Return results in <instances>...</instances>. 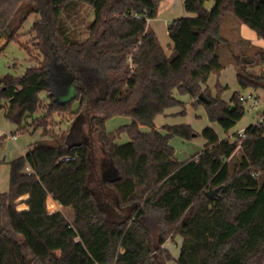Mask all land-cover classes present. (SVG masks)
<instances>
[{
	"label": "trees",
	"instance_id": "obj_1",
	"mask_svg": "<svg viewBox=\"0 0 264 264\" xmlns=\"http://www.w3.org/2000/svg\"><path fill=\"white\" fill-rule=\"evenodd\" d=\"M162 1L0 0V54L34 14L31 32L43 58L23 76L0 80V111L16 134L41 130L52 138L8 164L10 190L0 193V264H63L78 248L91 264H264V125H250L243 139L235 133L234 140L207 128L205 149L185 162L176 159L171 140L198 135L189 125L155 127L166 109L184 106L176 92L203 105L226 133L236 127L245 114L240 96L227 102L223 88L212 96L205 86L223 70L229 15L264 41V1L214 0L208 10L211 0H184V12L193 17L169 24L170 56L149 26ZM25 4L32 6L13 28ZM79 6L94 13L84 39L66 22ZM257 56L264 64V52ZM237 68L241 87L264 89V73L241 61ZM85 71L105 83L94 104L79 76ZM58 76L70 83L74 94L68 101L56 98L52 83ZM76 103L100 149L70 144L68 132L59 128L75 115ZM120 116L131 123L107 133L106 122ZM123 135L130 142L119 145ZM101 154L117 170L116 179L100 177ZM103 193L112 195L123 214L119 219L101 204ZM49 197L73 210L72 224L62 213L49 212ZM177 236L183 243L175 259L163 246Z\"/></svg>",
	"mask_w": 264,
	"mask_h": 264
},
{
	"label": "rangeland",
	"instance_id": "obj_2",
	"mask_svg": "<svg viewBox=\"0 0 264 264\" xmlns=\"http://www.w3.org/2000/svg\"><path fill=\"white\" fill-rule=\"evenodd\" d=\"M214 5V0L209 1L206 4L208 10ZM29 4H25L24 10L21 11L16 17L14 27L19 26L22 13L30 9ZM37 20V16L32 14L20 27L18 32V38L8 43L5 50L0 54V80L6 76L11 75L13 77H21L28 71L29 68L37 67L42 62L43 58L40 56L36 49V42L34 40V34H32V28ZM94 20L93 11L86 6H79V8L72 11L66 18L68 28L71 33L77 35L79 38L84 39L86 36V27L90 22ZM152 25L159 30V42L165 51L167 56L172 53V42L168 33L169 24L159 18L156 22L152 21ZM241 25L233 15H229L223 26V35L227 39L228 43L222 46L221 49V64L223 70L218 74H213L209 78L205 89H208L212 96H216L217 87L223 88L222 97L225 101L229 102L234 94L244 98L249 96H255L258 98L257 102L247 101L243 102L245 107V114L242 120L236 125V127L226 133L215 122H211L207 116L206 109L203 105H197L189 95H182L176 92V98L181 101L184 106H174L165 110V112L155 118V127L157 130H161L164 126H176V125H189L192 130L197 134V137H193L190 141L183 140L179 137H175L171 140V146L175 149V156L179 162H185L190 158L200 154L207 144L206 139L202 136V132L211 128L218 133L221 139L227 137L232 138V134L244 131L248 126L255 125L260 121L261 115L264 113V89L253 87L243 88L238 84L237 80V63L242 58L246 57L248 60L253 61V64L247 65L249 69L257 74L264 73V64L261 58L257 56V50L254 51L253 46H249L247 43L241 42L243 37V29L247 33L252 34L248 28ZM240 28V29H239ZM254 35V34H252ZM4 42H0V46ZM86 72V71H85ZM77 74H80L77 72ZM95 75V76H94ZM82 79V83L88 86L92 95V104L94 100L99 98L105 92V83L103 78H100L93 72H86L79 75ZM56 98L60 101H68L73 96L72 88L67 80V77H55L52 83ZM46 94L41 95L42 99H46ZM48 103V101H47ZM79 103L74 105L75 115L71 120L61 123L60 129L63 132H68L67 141L70 144L89 143L96 149H100L98 146L94 134L90 129V125L84 111H79ZM57 121L60 119L56 118ZM131 118L120 116L115 117L106 122L107 133H113L124 125L131 123ZM141 131L144 133L150 132L148 127H142ZM0 134L3 138L2 145L0 147V193H6L10 190V169L9 163L15 160L19 154L21 148H25L27 144H31L30 148H33L35 144H49L52 138L42 135V131L28 133H17L16 126L9 122L5 118L4 111H0ZM16 135L17 140H13L12 136ZM122 139L118 140L119 145L130 142L127 135H123ZM97 170L100 177L108 180H114L117 178V170H115L106 154L100 155V163H97ZM112 195L109 193H103L101 197V204L106 207L113 219H119L123 214L117 210L111 200ZM182 243L178 246L171 247V254L175 259L180 256ZM170 248V247H169ZM80 251H75V254H71L63 264H88V255L79 248Z\"/></svg>",
	"mask_w": 264,
	"mask_h": 264
},
{
	"label": "crops",
	"instance_id": "obj_3",
	"mask_svg": "<svg viewBox=\"0 0 264 264\" xmlns=\"http://www.w3.org/2000/svg\"><path fill=\"white\" fill-rule=\"evenodd\" d=\"M183 2H184V0H163L161 2V4H160V7H159L160 11L158 12L157 19L152 20V21L156 22L157 20H159V18H162L165 21V23L167 22L168 24H170L173 20L181 18V17H193V15L187 14V13L184 12ZM152 21L149 22V26H151L150 28L156 33L157 37H159L158 36L159 35V30L157 29V26L155 28L152 25ZM245 27H242V28H245ZM243 30H244L243 31L244 35H243V37H241V42L243 44L247 43L251 47L253 46L254 51L257 50V52L258 51H263L264 52V41L259 39L254 32L252 33L254 35H252L250 33H247V31H245V29H243ZM0 138H2L1 134H0ZM12 139L13 140H17V136L13 135ZM30 145L31 144H27V146H25V148H21L20 154H19V156L16 159H18V158H20L22 156H25L26 153H28V151L31 149ZM47 206H48V210H49L50 213L60 212L66 217V219L69 221V223L72 224L74 222L75 215H74V212H73V210L71 208L62 207L57 202H55V200H53L51 197L48 198ZM25 208H26L25 206H20V209H25ZM179 243H183V238L180 237V236H177V238H175L173 242H168L163 247L166 250H168L170 252V254H171V251H170L171 247H174V246L175 247L176 246L179 247ZM39 250L41 251V249H39ZM77 251H80V253L82 252L81 250H79V248L76 250V252ZM73 254H75V252ZM87 255L88 254H86V256ZM87 258H88V260H87L88 264H91L92 259L89 257V255H88Z\"/></svg>",
	"mask_w": 264,
	"mask_h": 264
},
{
	"label": "built area",
	"instance_id": "obj_4",
	"mask_svg": "<svg viewBox=\"0 0 264 264\" xmlns=\"http://www.w3.org/2000/svg\"><path fill=\"white\" fill-rule=\"evenodd\" d=\"M239 100L241 101V102H247V101H254L255 103L257 102V100H258V98H256L255 96H249L248 98H244V97H239ZM256 125H258V126H262V125H264V113L261 115V117H260V121L259 122H257L256 123ZM238 137L239 138H241V139H243L244 137H245V130L244 131H241V132H239L238 133ZM230 137H227V138H225V139H229ZM15 139V138H14ZM230 139H232V140H234V137H232V138H230Z\"/></svg>",
	"mask_w": 264,
	"mask_h": 264
},
{
	"label": "water",
	"instance_id": "obj_5",
	"mask_svg": "<svg viewBox=\"0 0 264 264\" xmlns=\"http://www.w3.org/2000/svg\"><path fill=\"white\" fill-rule=\"evenodd\" d=\"M246 1L249 3H254L255 5H258L259 1H264V0H246ZM241 62L244 65H250V64L254 63L253 61L248 60L246 57L242 58ZM200 98H203V95H201ZM218 191H219L218 189L211 191L207 195H208V197H214L217 195Z\"/></svg>",
	"mask_w": 264,
	"mask_h": 264
}]
</instances>
